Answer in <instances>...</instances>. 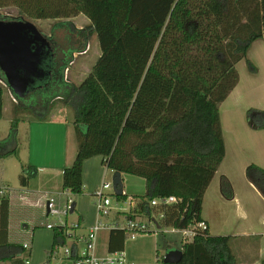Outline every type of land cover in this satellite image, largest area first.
I'll return each instance as SVG.
<instances>
[{"label": "trees", "instance_id": "16d2710c", "mask_svg": "<svg viewBox=\"0 0 264 264\" xmlns=\"http://www.w3.org/2000/svg\"><path fill=\"white\" fill-rule=\"evenodd\" d=\"M6 6H15L34 20L82 14L98 38L101 55L91 72L78 86L67 84L65 93L58 86L62 92L56 96L63 93L74 109L78 145L74 162L63 172L64 191L73 198L82 195L84 163L101 156L114 174L146 182L147 193L137 198L134 208L118 213L126 218L163 213L162 228L184 229L203 221L205 193L226 156L220 106L239 83L241 60L257 71L248 51L253 42L264 39V0H0V8ZM89 36H84L86 41ZM48 64L53 68L56 63L50 59ZM36 90L32 87L29 94ZM3 95L0 85V119ZM47 99L41 98L43 105L48 106ZM26 109L36 112L35 106ZM247 112L249 126L263 129L264 110ZM46 117L35 115L40 120ZM18 123L12 122L9 140L0 142L2 159L19 157L17 148L4 149L16 137ZM35 174L33 165H22V187ZM246 175L264 197V168L251 164ZM220 190L226 199L234 198L228 177H221ZM16 195H0V239L5 237L0 264H25L31 256L21 258L27 250L10 238L22 220H30L19 211H28L27 204L17 206L13 201ZM168 196L181 202L150 206L153 199ZM67 200L57 202L64 207ZM70 228L68 224L51 228L47 264H52L55 249L66 244ZM127 237L125 230L112 229L109 252L124 250ZM231 241L228 235H211L209 228L199 231L183 242V258L176 264H237Z\"/></svg>", "mask_w": 264, "mask_h": 264}, {"label": "rangeland", "instance_id": "374dc122", "mask_svg": "<svg viewBox=\"0 0 264 264\" xmlns=\"http://www.w3.org/2000/svg\"><path fill=\"white\" fill-rule=\"evenodd\" d=\"M0 18L5 20L25 19L31 21L46 34H49L51 29L54 27L56 29V62L58 61L59 65L58 73L56 71L54 73L56 76L53 78L48 77L38 80L35 84V86H38L36 92L31 95L29 94L24 100L17 99L14 96L11 90L6 86L4 82V76H2L3 73L0 70V85H2L4 88L3 117L0 119V142L6 140V138L9 140L12 122L17 120V122H19V126L16 130V137L11 139L6 144L4 149L13 150L17 148L20 156L16 157L13 155L6 157L5 159L0 158V185H8L10 189L14 190L23 189L20 180V175L22 174V165L32 164L30 161L32 156L34 159L37 158V162L39 164H48V162L51 161L50 158L52 159L54 156L60 155L61 149H64L66 155L69 153V156H72V158L76 157L78 145L73 126L74 109L65 102L63 93L59 96H56L62 92L58 86L62 87L64 93L66 92L67 84L78 86L91 72L96 60L101 55V48L97 35L90 27L89 19L82 14L69 18L34 20L22 16L15 6H6L0 8ZM72 30L75 31L72 32ZM83 30L85 32H82ZM78 33L81 34V37L79 35L77 36ZM87 33H90V36L86 41L84 36ZM262 43L264 45L263 39ZM263 45L261 46L260 43H257V45L255 44L250 52V56L255 60V62L257 61L261 67L260 74L253 75L254 73L250 71L248 64H246L247 61H245L246 63L244 60L241 62L240 69L243 83L247 84L249 82V76L252 77L251 81H255V84H249L252 89H250L249 92L245 94L244 99L246 100V103H256L254 100L257 99H260L262 102H264ZM70 48L74 49L75 53L73 55L68 54L64 57L63 52L69 50ZM255 50H257V53H255ZM64 58H66L67 64H65L66 66L63 68ZM40 97L42 99L48 98V106L43 105V102L45 103V101L42 102ZM27 105L32 107L35 106L36 112L27 110ZM249 109H252V106H250ZM237 110V113L239 114V109ZM37 114H47L49 118H62L70 122L67 126L68 128H65L64 143H60L55 139H49L48 137L52 138V134L50 133L51 130H44L42 134L45 139L40 137L38 140L35 136V129L33 132L34 140L33 142L31 141L32 136L30 135V124L28 121L33 119ZM247 116L248 112L246 111L243 114V117L245 118V128L246 123H249ZM25 120L27 122H24ZM225 124L227 125L226 120ZM57 130H59V127ZM238 130L240 131H238L237 134L240 135V137H246V135L242 133L243 125L240 126ZM233 133V135H229L227 137L231 146H234L233 140L236 139L235 136L237 135L236 132ZM256 138H261L262 142L264 141V136H256ZM231 146L229 147V160L225 167L234 165L231 169V172L234 175H238L239 177L245 175V178L248 179L246 175V169L249 165L256 164L259 166V164H264V150L262 151L259 145L249 146L247 143H244L242 148L247 150L245 153H243V150L241 149V153L237 152V149L234 150L233 153ZM34 155H36V158ZM71 165L72 163L69 166ZM93 165L94 167L97 166V172H94L92 175L93 180H96L100 185L104 181L113 182V172L107 168H104L103 166L105 165L101 161H94ZM59 177L60 174H56L55 172L50 173L38 170L36 174L30 178L29 186L26 188L28 190H32L34 193H41L42 190L44 191L49 186L55 185L57 180L58 183H60ZM122 178L124 194L126 197L118 198L116 195H110L112 201L110 208L113 210L110 216L105 217L98 213V199L86 191L83 193V195L74 197V200L77 202L76 211L69 213L67 216L63 214H61V216H53L47 214L46 209H39L30 206H28V211H25L26 213L22 210H19L26 218L30 219V221L22 220V225L19 227V230L17 232L13 231L10 238H12L13 241L16 239L22 243L27 241L28 243H31V246L33 245V255L28 257L31 260V264H47L46 253L48 246H45V241L48 240L46 235H49V233L51 234L52 225L67 223L72 228L70 231L71 233L75 232L78 236L81 234L85 236L88 235L89 229L87 230L86 228H82L81 230L79 228H73L74 224L79 223V214L81 213V208H83L84 214L87 216V220H93L94 224L100 218L106 223L116 221L118 224H124L126 220V214L117 213L115 211H129L131 209L132 199H136L145 195L147 193V187L145 180L141 177L124 174L122 175ZM212 183H210L212 186L210 185L211 188L207 196L210 205L209 211L213 214L216 212V208L219 207V209H217L220 210L221 215L219 216L220 224L218 226L220 228H224V230H221L222 233L227 232L225 235L235 236V233L240 232L242 228H247L250 230H264V228L260 227V218L261 215H264V199L256 197L255 200H249L250 205L248 206L247 211L249 216H245L242 215L240 211H238L235 203L229 201L231 199H226L223 196L225 198L224 199L218 196L216 191L218 180L215 179L212 181ZM242 183L243 181L240 179L238 180V183H236L238 190H240ZM52 197L59 201L58 193H53ZM22 214L19 216H23ZM142 218L148 222L146 217ZM24 225L37 228V232H39V234L37 237L38 239H35L34 241L35 246L34 243H32V232L30 229L27 230L23 228ZM149 226L154 229L152 224L149 223ZM108 233V230H102L98 235V239L96 241V253L98 255H104L108 252ZM184 233L185 232L181 230L164 227L161 231L139 234L135 239L131 238L130 236L127 237L124 251L129 264H163L162 261L168 251L173 249H182L183 242L186 241ZM76 235L68 237L66 244L64 246H60L57 252L53 253L52 264H74V259L72 257L65 256V249L69 248L70 250L77 252V250L74 248V244H76L80 252H82L87 245L84 239L80 240L78 239V236L76 237ZM258 241L259 240H256L255 238L248 240V238L238 236L233 237L231 246L234 248L237 254L241 252V255L243 256L242 259H240L241 261H239V263L237 262L238 264H251L250 257L253 255L250 252H243L244 246L247 244L253 245V243H257ZM48 250L51 251V248L49 247ZM259 264L263 263L259 262Z\"/></svg>", "mask_w": 264, "mask_h": 264}, {"label": "crops", "instance_id": "0c3cea01", "mask_svg": "<svg viewBox=\"0 0 264 264\" xmlns=\"http://www.w3.org/2000/svg\"><path fill=\"white\" fill-rule=\"evenodd\" d=\"M257 43H260L262 46L263 45L262 38L253 42V44L251 45V47L248 51V59L252 63H254L255 60L250 56V52H251L253 46H255V44L257 45ZM263 47H264V45H263ZM255 53H257V50H255ZM242 61L243 60H241L237 64V69H238L239 75H240L239 83L235 87V89L231 92V94L227 97V99L220 106L223 135H224L225 144H226V156H225L223 162L221 163L219 169L215 173V176H214L212 181H214L215 179L218 180V183L216 186V191H217L218 196L220 198H224L222 193H221V190H220V181H221L222 176L228 177L229 180L231 181L233 188H234V191H235L234 198L229 200V201L235 203L236 208L238 209V211H240L242 213V215L249 216V213L247 212L248 206L250 205L249 200H255L256 197L264 199V197L260 193V191L255 187V185L249 179L245 178V175L242 177H239L238 175L236 176L231 172V169L234 165L229 166V167H225V165L228 163V160H229L228 159V155H229V151H230L229 147L231 146L227 137L229 135H233L234 134L233 132H236V134H237V132L240 131V130H238L239 127L242 125H243V132L242 133H244L246 135V137L245 136L240 137V135H238V134L235 136L236 139L233 140L234 146H231L233 153H234V150H236V149H237V152H239V153H241L240 149L243 150V153H245V151H247V150H244L242 148V145L244 143H247L249 146L259 145L261 150L262 151L264 150V141L262 142L261 138H256V136H264V128L255 130V129H252L251 127H248L249 124L246 123V128H247L246 129L245 125H244L245 118L243 117V114L246 111H248L247 109H249V107L252 106V108L264 110V102H262L260 99H257V100H254V102L256 101V103H253V102H252L253 104L246 103V100L244 99L245 94L248 93L250 89H252V87H250L249 84L250 83L255 84V81H251L252 77L249 76L248 77L249 82L247 84L243 83V78H242L241 69H240ZM245 61L246 60H244V62ZM254 65L257 68V71L256 72L251 71V72L254 73L253 75L260 74L261 67L259 66L258 62L256 61L254 63ZM237 109H239V114L237 113V111H238ZM225 120L227 122V125L225 124ZM24 122H27V121L25 120ZM28 122L30 124L29 129H30V135L32 136V140H31L32 142L34 140V136H33L34 129H35L36 139H38V140L40 139V137L42 139H45V137H43V134H42L44 130H51L50 133L52 134V138L48 137L49 139H51V140L55 139L56 141H59L60 143L65 142L64 141V139H65V135H64L65 128H68L67 126L70 123L68 120L66 121L65 119H62V118H49V116H47L45 120L36 119L34 117L33 119H30ZM18 126H19V123H18ZM58 127H59V130H57ZM58 132H59V134H58ZM38 140H37V142H38ZM37 152H38V150H37ZM34 157L36 158V155H34ZM74 159L75 158H72V156H69V153L66 155L64 149L63 150L61 149L60 155H56L52 159L50 158L51 161L48 162V164H39L37 162V158L34 159L32 156L30 159L32 164H30V165L34 164L33 166L36 168V172L38 170H40L43 172H50V173L55 172L56 174H60V177H59L60 183H58V180H57L55 182V185L49 186L46 190H44V191L42 190L41 193H34V192H32V190L27 189L30 181H29L28 185L26 186L27 188L22 187L23 189H14V190L11 189V195L17 194L13 198V201L15 202V204L18 206V204L20 205V203L24 202L25 204H27V205H24L26 207L30 206V207H36L39 209L40 208L46 209V201L49 197H51L53 195V193H58L59 199L65 198L66 193L63 189V172H64V169L66 167H68L71 163H73ZM94 161H101L102 162V157L97 156V157H93V158L86 160L84 163V171H83L84 192L87 191L91 195H94L95 190L100 186V184L96 180H93V178H92L93 173L97 172V170H96L97 166L94 167V165H93ZM233 162H229V163H233ZM259 166L264 168V164H259ZM103 167L107 168L106 166H103ZM113 176H114V173H113ZM237 179L238 180L240 179L243 181L240 190H238V188L236 186V183H238ZM212 181H211V183H212ZM212 184H210V185L212 186ZM210 185H209V187L205 193L204 200H203L202 218L207 222L209 232L211 235H215V236L225 235L227 232H224V233L221 232V230H224V228H220L218 226L220 224L219 216L221 215L220 210H218L219 207H217L218 209L216 208V210H215L216 212H214L213 214L210 213V211H209L210 205H209V199L207 196H208L209 190L211 188ZM30 191L32 192V194ZM61 192H63V193H61ZM62 195H64V196H62ZM35 197H37V198H35ZM66 197H68V196L66 195ZM138 201L139 200L137 198L134 199L133 206H135V204L138 203ZM76 206H77V202L75 201V210L74 211H76ZM11 208H12V202L10 203V211H11ZM79 215H80V218H79L80 226L78 227L79 229L82 230V228H86L88 230V229H90V227L92 225H94L93 220H87V216H85L83 208H81V213ZM263 222H264V215H261V218H260V224H261L260 227L261 228H264ZM23 228H25L27 230L30 229V231L32 232V237H33L32 243H34V246H35L34 241H35V239H38L37 237L39 234V232H37V228L33 227V226H29V225H24ZM4 231H5V229H4ZM71 234H72V236L76 235L75 232L71 233ZM109 234H110V231L108 233V244H109ZM77 236L78 235H76V237ZM84 236L85 235L81 234L78 236V239L82 240V238ZM229 236H231V235H229ZM235 236L248 238V240H251V238H255L256 240L258 239L259 241L257 243H253V245H251V244L245 245L243 252H245V251L250 252L253 255L252 257H250L251 258V264H259V262L264 264V230H262V229L261 230H255V229L250 230L247 228H242L240 230V232L235 233ZM235 236H233V235L231 236L232 240H233V237H235ZM46 238H48V240L45 241V246L47 245L48 249H49V247L52 248L53 232L51 231V234L50 233H49V235L47 234ZM4 241H5V237L3 235V237L0 239V243H2ZM29 244H30V249L27 251V253H24L21 256V258L25 259L26 258L25 256H27V254H29V253H31V256L33 255L32 251L34 250V247H33V245L31 246V243H29ZM74 248L76 250H78V247L76 246V244H74ZM108 248H109V246H108ZM231 248H232V251L237 258V262L239 263V261H241L240 259H242V257H243L241 255V252H239L237 254V252H235V250L232 246H231ZM48 249H47V253H46V259L48 257V253H49ZM108 252H109V249H108Z\"/></svg>", "mask_w": 264, "mask_h": 264}, {"label": "built area", "instance_id": "2783aa9c", "mask_svg": "<svg viewBox=\"0 0 264 264\" xmlns=\"http://www.w3.org/2000/svg\"><path fill=\"white\" fill-rule=\"evenodd\" d=\"M6 193H11V189L8 186L0 185V195H4ZM65 193L68 196L67 197L68 200L63 208L59 206L57 200L54 197L51 196L47 199L46 210L48 214L53 216H61V214H63L67 216L69 213H71V209L74 205V198L68 191H65ZM110 195H117L113 182L104 181L94 192V196L98 199V203H97L98 213L101 216L108 217L113 211L110 208L112 203ZM180 202L181 199L177 198L176 196H168V197L153 199L150 202V206L152 208L164 207ZM133 204H134V199H132L131 209L134 208ZM115 212L118 213L122 211H115ZM163 217H164L163 213L159 215L154 214L150 218L149 217L146 218L148 222H146L142 217L126 218L124 224H118L116 221L113 222L111 221L110 223H106L102 221L100 218L96 221L94 225L90 227L88 235L82 238V240L84 239L87 244L84 251L80 252V250L78 249L77 252H74L73 250L66 248L64 254L67 257H72L74 259V264H129L124 250L107 252L104 255H98L96 253V241L98 239L99 233L102 230L111 231L112 229H123L126 231L128 237L130 236L131 238L135 239L139 234L142 233L161 231L163 228L161 227L160 224ZM149 223L154 226V229H152L149 226ZM61 225H65V224H61ZM53 226L54 225H52L51 228ZM79 226L80 224L77 223L73 225V228H78ZM71 229L72 228H70V230L68 231L69 236H72L70 232ZM207 229H208V224L205 220H203L197 224L189 225L184 229H175V230L184 231L186 241H191L199 231H205ZM23 248L28 251L30 249V244L28 242L23 243ZM59 248L60 247L56 248L53 253L57 252ZM25 264H31L30 258H27L25 260Z\"/></svg>", "mask_w": 264, "mask_h": 264}, {"label": "water", "instance_id": "95a60500", "mask_svg": "<svg viewBox=\"0 0 264 264\" xmlns=\"http://www.w3.org/2000/svg\"><path fill=\"white\" fill-rule=\"evenodd\" d=\"M48 37L31 21L25 19L5 20L0 18V70L4 82L11 92L25 97L31 77L38 73L43 49ZM43 74V73H42ZM113 185L117 195L123 194V181L120 173L114 174ZM75 203L71 209L74 212ZM183 258L182 249L166 253L163 262L179 263Z\"/></svg>", "mask_w": 264, "mask_h": 264}, {"label": "flooded vegetation", "instance_id": "af4514ba", "mask_svg": "<svg viewBox=\"0 0 264 264\" xmlns=\"http://www.w3.org/2000/svg\"><path fill=\"white\" fill-rule=\"evenodd\" d=\"M55 30L56 29L53 27L49 34H46L42 31V33L48 37L47 46L43 49V55L41 56V62L38 65V73L35 74V76L31 77V79L33 80V83L29 86L25 97H27L29 95L30 89L32 87L37 88V86H35V84L37 83V81L39 79H44V78H46L47 75H52L54 77V76H56V74L54 75L55 71L57 73L59 71L58 61L56 62L57 52H56V47H55V45H56ZM73 31H75V30H72V32ZM78 35L81 37L80 33H78L77 36ZM74 53H75V51L72 48L63 52L64 57L67 56L68 54L73 55ZM50 59H52V60L54 59V61L56 63L54 65V67L52 66L53 68H51V66L48 64V61H50ZM65 60H66V58H64V62H66Z\"/></svg>", "mask_w": 264, "mask_h": 264}]
</instances>
